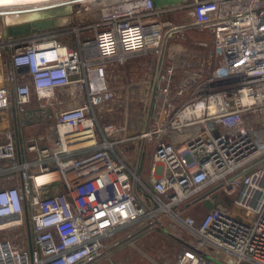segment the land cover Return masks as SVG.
I'll return each mask as SVG.
<instances>
[{
    "label": "built area",
    "instance_id": "2783aa9c",
    "mask_svg": "<svg viewBox=\"0 0 264 264\" xmlns=\"http://www.w3.org/2000/svg\"><path fill=\"white\" fill-rule=\"evenodd\" d=\"M183 10L209 38L168 52L141 131L101 125L110 68L160 57ZM1 28L0 112L15 106L19 123L35 92L53 100L56 119L21 155L15 132L0 130V264H91L134 224L179 237L174 264H264V0H126L88 23L21 36ZM199 205L207 211L196 217Z\"/></svg>",
    "mask_w": 264,
    "mask_h": 264
},
{
    "label": "rangeland",
    "instance_id": "374dc122",
    "mask_svg": "<svg viewBox=\"0 0 264 264\" xmlns=\"http://www.w3.org/2000/svg\"><path fill=\"white\" fill-rule=\"evenodd\" d=\"M101 10L100 7H94L90 4L82 3L78 6L73 19L69 24H83L91 22ZM177 26H187L181 32L170 36L164 50L161 62H166L168 52L181 46L184 50H190L196 46V42L201 39L209 38L205 31H201L197 25L193 24L184 10L172 16ZM0 27H2L0 21ZM60 38L66 42L77 44V34L74 32L60 33ZM177 45V46H176ZM160 57L153 54L138 55L126 63L115 64L110 68L109 78L114 91V99L102 107L105 111L111 108L102 118L101 125L115 123L127 126L130 131H141L147 124L149 118L152 100L153 86L157 71L160 65ZM149 83V84H148ZM148 87H151L149 91ZM52 101L48 98L40 99L37 93H33L32 108L36 110L34 123H26L23 126L24 134L32 136L48 134L55 127L56 112L53 111ZM50 110V113L47 111ZM10 118V116H9ZM35 127H33V126ZM142 157V170L150 166L153 146L146 145ZM142 145L133 161L140 164V154ZM140 168V169H141ZM207 210L199 205L192 209L196 217H200ZM142 230V225L134 224L119 230L114 237L108 241L109 248L97 261L91 264H165L166 260L174 264L176 256L182 249V243H179L173 236H169L163 227L156 229Z\"/></svg>",
    "mask_w": 264,
    "mask_h": 264
},
{
    "label": "water",
    "instance_id": "95a60500",
    "mask_svg": "<svg viewBox=\"0 0 264 264\" xmlns=\"http://www.w3.org/2000/svg\"><path fill=\"white\" fill-rule=\"evenodd\" d=\"M82 1L83 0H58L54 2L37 4V5L32 3L21 6L16 5V6L5 7L6 8L5 10H0V21L2 24V28L7 36H21V35L32 34L35 32H40V31L53 30L68 25L73 19L78 6L83 3ZM123 1L126 0H91V1L87 0L88 4L100 8L108 5H114ZM185 1L186 0H152L153 5L155 7L174 5ZM7 15L10 16L14 15L15 17L12 18L11 20H8ZM191 25H195V24H191ZM185 27L187 26H182L181 28L183 29ZM167 39H168V35L166 36L165 43L163 45L160 64L164 55ZM155 86H156V82H155ZM13 112L17 124L16 128L18 129V113L15 106H13ZM30 112H35V111L29 110V112H26L23 115L26 121H29L27 119V116ZM18 151L19 154L21 155V146L19 140H18ZM204 206L206 209L209 210L215 207L216 203L207 200L204 202ZM27 220L29 223L28 209H27ZM174 237L179 241H181L179 237L176 236ZM29 241H30V248L32 249V245H33L32 233L30 229H29Z\"/></svg>",
    "mask_w": 264,
    "mask_h": 264
},
{
    "label": "crops",
    "instance_id": "0c3cea01",
    "mask_svg": "<svg viewBox=\"0 0 264 264\" xmlns=\"http://www.w3.org/2000/svg\"><path fill=\"white\" fill-rule=\"evenodd\" d=\"M29 110H32V111H35V110H37V109H39V108H32L31 106H29ZM32 113H36V111L35 112H32ZM9 116H10V118H9ZM27 119L29 120V121H26L25 119H24V117L21 115L20 117H19V123H18V129L16 128L17 127V124H16V120H15V115H14V112H13V108H11V109H7V110H4V111H1L0 112V130H5V129H11V130H13L14 132H15V134H16V139H17V141L19 140V143H20V146L23 148L24 147V143L29 139V138H31V137H35V136H32V135H30V134H24V132H23V126L24 125H27L26 123L27 122H29V123H31V124H33V125H35V123H34V115H32L31 114V112L28 114V116H27ZM32 125V126H33ZM33 127H35V126H33ZM37 136V135H36ZM146 170V169H145ZM141 172L145 175V177L146 178H148V174L144 171V170H142V168H141ZM157 228V227H156ZM156 228H153V229H156ZM170 229V228H169ZM149 230H152V229H149ZM144 231H147V230H144ZM164 231L170 236L171 234L170 233H168L167 231H166V229L164 228ZM171 237H172V235H171ZM174 237V236H173ZM28 238H29V233H28ZM175 238V237H174ZM176 239V238H175ZM177 241H179L178 239H176ZM179 243H182V241H179ZM182 250V249H181ZM180 253V252H179ZM178 253V254H179ZM177 257V256H176Z\"/></svg>",
    "mask_w": 264,
    "mask_h": 264
},
{
    "label": "bare ground",
    "instance_id": "6f19581e",
    "mask_svg": "<svg viewBox=\"0 0 264 264\" xmlns=\"http://www.w3.org/2000/svg\"><path fill=\"white\" fill-rule=\"evenodd\" d=\"M54 1H58V0H0V10H5V7L8 6H21V5H25V4H43V3H49V2H54ZM91 1V0H88ZM83 3L88 4L87 0H83ZM15 16L12 15H7V19L11 20L12 18H14ZM2 29V28H1ZM51 174H42L38 176V180L39 181H44V180H48L51 178Z\"/></svg>",
    "mask_w": 264,
    "mask_h": 264
}]
</instances>
